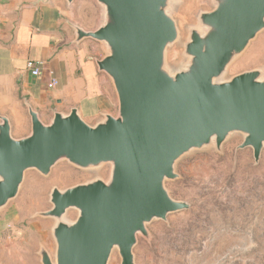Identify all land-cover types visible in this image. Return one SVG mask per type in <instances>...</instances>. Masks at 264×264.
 Here are the masks:
<instances>
[{
	"label": "water",
	"instance_id": "95a60500",
	"mask_svg": "<svg viewBox=\"0 0 264 264\" xmlns=\"http://www.w3.org/2000/svg\"><path fill=\"white\" fill-rule=\"evenodd\" d=\"M71 8L75 0H64ZM94 29L67 20L74 43L98 42V70L117 95L115 114L87 121L78 107L55 110L48 121L26 101L30 132L15 137L0 115V213L15 199L29 170L49 176L61 161L86 171L109 167L107 177L49 192L54 251L39 242L41 264H136L138 237L148 225L189 208L172 197L166 182L179 175L184 156L214 148L236 134L258 162L264 150V64L229 75V68L264 31V0H211L197 22L181 30L174 12L182 0H94ZM52 0H36L51 3ZM183 47L177 66L168 61ZM75 210V218L69 212ZM2 264V263H0Z\"/></svg>",
	"mask_w": 264,
	"mask_h": 264
},
{
	"label": "rangeland",
	"instance_id": "374dc122",
	"mask_svg": "<svg viewBox=\"0 0 264 264\" xmlns=\"http://www.w3.org/2000/svg\"><path fill=\"white\" fill-rule=\"evenodd\" d=\"M90 5L84 11L87 15L94 10ZM212 7L211 0H182L174 12L182 40L186 27L196 24L198 13ZM182 51L179 43L169 48L171 65L183 59ZM263 64L264 31L232 63L229 75ZM242 140L236 134L222 151L196 150L178 161L179 176L167 181L166 187L173 198L190 206L148 225L151 238L139 235L136 264H264V150L256 162L251 147L239 148ZM108 170L105 166L86 171L67 161L59 162L49 176L29 170L19 195L0 213V263L41 264L36 253L39 242L54 251L53 220L34 215L51 207V188H66L97 175L107 177ZM76 215L75 210L69 212L71 218ZM109 264H120L117 250Z\"/></svg>",
	"mask_w": 264,
	"mask_h": 264
},
{
	"label": "crops",
	"instance_id": "0c3cea01",
	"mask_svg": "<svg viewBox=\"0 0 264 264\" xmlns=\"http://www.w3.org/2000/svg\"><path fill=\"white\" fill-rule=\"evenodd\" d=\"M87 4L94 7L91 15L84 13ZM68 19L94 29L98 7L92 0H75L71 8L64 0H0V115L10 119L15 137L30 132L26 101L44 121L72 107L89 122L117 111L112 82L95 61L103 56L101 45L92 39L74 43ZM29 59L43 62L40 75L27 69Z\"/></svg>",
	"mask_w": 264,
	"mask_h": 264
},
{
	"label": "built area",
	"instance_id": "2783aa9c",
	"mask_svg": "<svg viewBox=\"0 0 264 264\" xmlns=\"http://www.w3.org/2000/svg\"><path fill=\"white\" fill-rule=\"evenodd\" d=\"M42 65H43V62L42 61H37V60H33V59H29L27 61V69L32 73V75L34 76H38L41 74V69H42ZM51 74H53V72H51ZM51 83L53 85H57L58 84V81L55 77L52 78V81Z\"/></svg>",
	"mask_w": 264,
	"mask_h": 264
}]
</instances>
